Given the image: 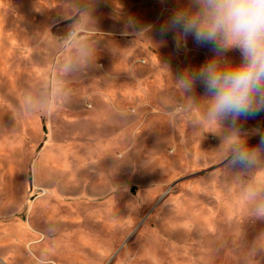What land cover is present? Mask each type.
I'll return each mask as SVG.
<instances>
[{
  "label": "rangeland",
  "instance_id": "obj_1",
  "mask_svg": "<svg viewBox=\"0 0 264 264\" xmlns=\"http://www.w3.org/2000/svg\"><path fill=\"white\" fill-rule=\"evenodd\" d=\"M189 0H0V264H264V112L207 119ZM256 145L235 164L226 141Z\"/></svg>",
  "mask_w": 264,
  "mask_h": 264
},
{
  "label": "clouds",
  "instance_id": "obj_2",
  "mask_svg": "<svg viewBox=\"0 0 264 264\" xmlns=\"http://www.w3.org/2000/svg\"><path fill=\"white\" fill-rule=\"evenodd\" d=\"M169 33L177 49L187 48L191 37L215 54H241L240 61L227 68L213 55L180 77L186 91L203 87L210 124L264 112V0H189L188 7L174 8L160 23L161 38ZM226 143L233 163H256L257 148L249 139L234 135Z\"/></svg>",
  "mask_w": 264,
  "mask_h": 264
}]
</instances>
